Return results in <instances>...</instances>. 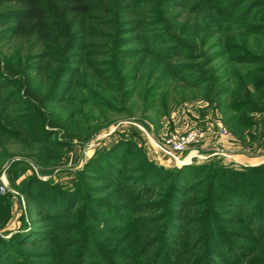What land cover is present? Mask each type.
Here are the masks:
<instances>
[{"label":"rangeland","instance_id":"obj_1","mask_svg":"<svg viewBox=\"0 0 264 264\" xmlns=\"http://www.w3.org/2000/svg\"><path fill=\"white\" fill-rule=\"evenodd\" d=\"M154 17L140 32L126 35H140L143 42L149 35L146 43L129 46L137 54L128 61L126 67L135 63L127 75L115 71L98 75L89 68L87 73L62 77L70 88L64 82L56 86L55 75L49 80L29 75L32 91L52 113L55 125L42 123L24 104L2 108L0 102V110L6 111L0 124L13 131L22 126L31 137L28 146L0 152V245L12 249L8 258L0 250V264H163L169 257L164 249L181 254V264H189L193 256L210 248L201 244L191 252L193 239L206 236V225L214 253L206 264L264 262V240L256 243L264 237V227L255 222L258 200L240 209V197H222L218 188L224 186L222 181L218 186L209 184L212 167L181 196L185 206L173 212L175 223L182 218L176 236L164 234V209L158 204L168 182L140 189L145 157L165 168L208 163L240 169L264 164V88L251 82L261 76L264 64L240 65L227 54L236 45L264 61V36L245 34L233 23L222 24L219 31L203 19L188 26L171 21L169 31L189 48L165 45L163 50L159 37L149 40L150 34L162 33ZM165 49L181 54L173 57ZM111 60L110 56V65L98 62L97 69L108 71ZM171 67L180 71L175 75L199 80V87L188 86L171 73ZM242 82L247 84L248 98L241 93ZM17 89L13 84L6 90ZM235 101L244 104L235 108ZM190 129L202 132L198 142L174 157L160 148L167 137ZM54 141L65 145L56 147ZM259 176L249 173L252 179ZM31 195L47 208L37 201L49 228L33 246H23L19 244L30 232V212L38 209L28 198ZM224 234L234 236H228L230 243L246 248L242 257L238 258L240 250L225 251ZM246 236L255 243L243 240ZM151 239L156 242L145 254Z\"/></svg>","mask_w":264,"mask_h":264},{"label":"trees","instance_id":"obj_2","mask_svg":"<svg viewBox=\"0 0 264 264\" xmlns=\"http://www.w3.org/2000/svg\"><path fill=\"white\" fill-rule=\"evenodd\" d=\"M157 7H161L162 10ZM199 10L203 11L199 12ZM153 17L161 26L162 33L157 37L150 34L149 40L159 37L157 42L161 40L160 42L163 44L161 49L163 50L165 45L175 49V46L186 44L183 49L189 48L186 47L185 41L174 37V34L169 31L170 27H173L171 21L188 26L203 19L209 26L214 25L219 31L222 29V24L233 23L245 34L264 36V1L261 0H0V97L2 98L0 102L3 103L2 108L24 104L37 114L42 123L55 125L52 121V113L42 107L43 102L32 91V79L29 75L47 76L48 80L55 75L54 84L56 80V86L63 84L62 77L78 76L83 72L87 73L89 68L95 70L98 75H108L114 71L118 75H127V69L135 63L131 62L132 65L128 68L126 67L129 65L128 61L137 54L132 53L133 50L129 46L146 43L149 35L145 39L146 42L145 40L143 42V37L140 35H126L129 32H140L149 22H152L150 18ZM233 48L227 54L232 56L238 64H264V61L255 52L236 45ZM173 49H165V52L173 53V57H178L181 51L175 52ZM148 53L152 54V52ZM236 53L238 55L233 57V54ZM110 56L112 57V68L108 71L97 69L98 62L110 65L108 61ZM200 57L206 58V54H201ZM170 71L174 76L188 82V86L199 87V80L189 81L187 75H175L180 72L176 67H171ZM260 75L253 79L252 74L249 80L253 79L251 82L255 87L264 88V67ZM106 79L109 80L110 77H105ZM65 83L67 88H70V82L65 80ZM13 84H16L18 91H7L6 89ZM240 86L242 95L245 94L244 97L248 98L247 84L242 82ZM243 104L237 101L233 107L237 108ZM5 112L0 110L1 118L4 117ZM15 128L18 131L7 129L0 124V152L6 153L9 148L14 146H28L27 142L31 138L29 130L22 126ZM44 132L53 136L51 131ZM54 143L56 147L65 145V143L63 145L57 141ZM145 162L146 167L141 174L143 183L140 189H153L168 182L167 192L162 196L163 201L158 203L164 209L162 214L164 234L176 236V230L181 231L182 218L181 216L177 217L181 223H175L173 219H176V214L173 212L176 207L185 206L183 205L185 201L181 196L187 192L191 182L211 167L214 172L210 177L209 184L218 186L216 184L221 180L224 186H218V188L221 190L222 197L227 194H233L232 198L240 197V200H243L240 209L243 205H247L245 203H255L258 200L255 204L256 211H254L257 218L255 222L261 228L264 227V164L240 169L208 163L165 168L149 161L146 157ZM249 173L251 175L253 173L260 174V176L257 179H252L249 178ZM220 174L221 178H219ZM232 181H236V183H232ZM226 182L229 183L226 184ZM222 183L220 182V184ZM50 187H57L58 191H62L57 185L50 184ZM41 188H44L42 182ZM28 198L31 199V203L36 204L38 209L30 212V232L21 236L19 244L23 246H33L43 238L49 228L44 221L47 218L41 216L43 214L42 207L47 209L45 205L39 201L40 199L37 201L43 206L37 205L38 203L32 195ZM209 228L208 225L205 226L206 236L193 239L191 252L197 250V246L201 244L206 247L210 246V250L193 256L189 264H206V259L214 254L211 249L213 242L207 235L211 233ZM152 230L151 228L148 231ZM225 236L223 239L225 251L228 249L240 250L238 258L242 257L241 252L246 248L230 243L227 238H229L228 236L234 237L233 235L226 234ZM244 239L254 242L250 236H246ZM262 240L264 237L258 239L256 243L259 244ZM155 242V239L146 242L145 254ZM1 245V255L8 258L12 249L8 245L5 247ZM164 250L169 257L164 260L163 264H181V254L173 251L172 253L169 249ZM170 257H174V260ZM149 259H151L150 256L147 260L149 261ZM258 260L248 261L245 264H264Z\"/></svg>","mask_w":264,"mask_h":264},{"label":"built area","instance_id":"obj_3","mask_svg":"<svg viewBox=\"0 0 264 264\" xmlns=\"http://www.w3.org/2000/svg\"><path fill=\"white\" fill-rule=\"evenodd\" d=\"M222 133H226L225 129H221ZM202 136V132L198 129H190L185 133L164 139L160 148L168 155L174 157L176 152L184 150L189 144L198 142Z\"/></svg>","mask_w":264,"mask_h":264}]
</instances>
